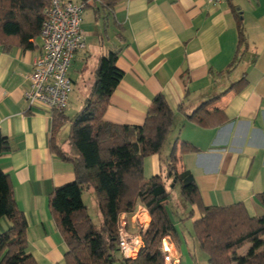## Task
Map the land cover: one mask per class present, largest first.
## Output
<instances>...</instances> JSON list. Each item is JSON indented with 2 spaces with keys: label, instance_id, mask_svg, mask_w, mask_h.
Wrapping results in <instances>:
<instances>
[{
  "label": "crops",
  "instance_id": "crops-1",
  "mask_svg": "<svg viewBox=\"0 0 264 264\" xmlns=\"http://www.w3.org/2000/svg\"><path fill=\"white\" fill-rule=\"evenodd\" d=\"M236 17L241 19L246 50L228 69L238 48ZM81 30L85 49L75 55L68 71L73 90L63 113L65 123L54 133L52 115L24 102L27 78L40 53L39 36L32 40V51L14 47L6 52L0 47V132L10 148L0 156V168L26 218V253L34 263L64 264L67 248L49 212L48 196L71 183L74 172L71 163L51 151L50 142L53 136L56 146L69 153L70 121L90 93L98 60L111 51L118 52L116 67L123 76L104 121L141 126L158 94L173 111L161 153L144 160V176L167 180L170 149L176 140L177 146L186 142L198 152L179 156L177 170L192 174L205 206L242 203L249 215H263L256 195L264 193V0L217 5L207 0H125L113 11L99 10L97 18L94 8L83 9ZM241 78L243 87L230 89ZM217 96L210 109L222 111L227 120L223 125L203 128L187 120L186 114ZM87 197L95 201V196L91 190L83 192L88 208ZM126 221L133 231L139 221L147 227L150 218L138 205ZM9 226L1 219L0 234ZM174 245L181 254L179 241Z\"/></svg>",
  "mask_w": 264,
  "mask_h": 264
},
{
  "label": "trees",
  "instance_id": "trees-1",
  "mask_svg": "<svg viewBox=\"0 0 264 264\" xmlns=\"http://www.w3.org/2000/svg\"><path fill=\"white\" fill-rule=\"evenodd\" d=\"M82 8L113 11L125 0H79ZM97 4V5H96ZM49 0H0V47L32 51V40L39 36ZM238 48L228 69L236 66L246 50L240 17H236ZM117 51L100 57L94 82L83 105L70 121L67 135L69 153L50 147L63 161L72 164L74 180L54 188L48 196V209L66 245L64 264H162L160 245L170 236L178 242L169 209V192L161 175L146 178L144 160L161 153L173 125V111L165 97H153L143 125H116L104 121L110 97L122 79L116 67ZM245 79L230 89L242 88ZM219 96L200 103L186 114L188 121L213 128L227 120L219 109H210ZM181 109V107L179 108ZM53 133L65 123L62 113L52 112ZM176 140L165 165L166 178L178 187L180 198L194 209L193 231L207 264H264V214L251 216L242 203L224 207L205 206L192 174L177 170L179 156L196 153L191 144ZM9 142L0 132V156L9 151ZM91 190L100 213L95 226L82 201L83 192ZM264 210V193L256 195ZM148 213L150 222L143 235V249L135 260L120 257L118 222L122 213L132 214L137 206ZM6 218L9 228L0 234V264H35L26 253L27 221L17 207L8 176L0 168V220ZM250 246L246 256L238 251Z\"/></svg>",
  "mask_w": 264,
  "mask_h": 264
},
{
  "label": "built area",
  "instance_id": "built-area-1",
  "mask_svg": "<svg viewBox=\"0 0 264 264\" xmlns=\"http://www.w3.org/2000/svg\"><path fill=\"white\" fill-rule=\"evenodd\" d=\"M207 1L215 5L228 2ZM44 17L39 33L40 53L34 59L27 78L24 102L30 109L63 114L68 108L73 90L68 71L75 55L85 49L81 30L82 4L71 0H49ZM139 212L140 210L135 213ZM127 216L126 213L119 216L117 248L122 259L135 260L143 249V235L147 227L139 221L137 229L129 230ZM160 254L162 264H181V254L170 236L162 239Z\"/></svg>",
  "mask_w": 264,
  "mask_h": 264
},
{
  "label": "rangeland",
  "instance_id": "rangeland-1",
  "mask_svg": "<svg viewBox=\"0 0 264 264\" xmlns=\"http://www.w3.org/2000/svg\"><path fill=\"white\" fill-rule=\"evenodd\" d=\"M87 14H85V23L88 22ZM94 82V78L91 79ZM78 96V95H77ZM75 105V104H74ZM62 149H67V144L62 147ZM165 186L169 192V209L172 207L173 211L170 210V216L173 225L178 236V241L181 249L182 264H207L206 255L199 249L194 231H193V220L197 218V212L194 209L193 216L189 217V206L180 198L178 189L174 187L171 181L165 179ZM88 205V214L97 227L100 223V213L97 208V203L86 198ZM173 241V239L171 238ZM174 242V241H173ZM250 246H246L240 251H238L237 256H246Z\"/></svg>",
  "mask_w": 264,
  "mask_h": 264
}]
</instances>
